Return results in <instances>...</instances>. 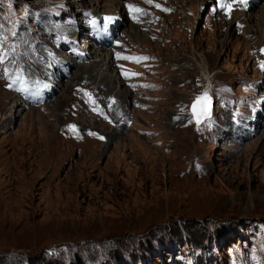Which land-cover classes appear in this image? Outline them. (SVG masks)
Segmentation results:
<instances>
[{
    "label": "rangeland",
    "instance_id": "rangeland-1",
    "mask_svg": "<svg viewBox=\"0 0 264 264\" xmlns=\"http://www.w3.org/2000/svg\"><path fill=\"white\" fill-rule=\"evenodd\" d=\"M61 1L0 0V28L48 44L55 25H84L93 14L75 5L64 14ZM133 1L159 19L146 12L123 29L142 35L98 53L129 58L112 60L110 94L83 77L71 83L81 76L74 67L56 96L30 107L21 95L37 86L18 83L14 59L1 64L0 94L25 109L0 133V264H264L263 29L249 33L242 19L264 16L263 0L245 12L233 9L238 0L228 11L209 0L193 13L189 0ZM183 45L199 61L197 86L175 68ZM116 92L128 95L121 114ZM205 94L197 123L193 104Z\"/></svg>",
    "mask_w": 264,
    "mask_h": 264
},
{
    "label": "bare ground",
    "instance_id": "bare-ground-1",
    "mask_svg": "<svg viewBox=\"0 0 264 264\" xmlns=\"http://www.w3.org/2000/svg\"><path fill=\"white\" fill-rule=\"evenodd\" d=\"M87 1L88 0H62L61 3L58 2L59 8L61 7L60 10L64 14L68 8L70 9L74 5L77 6V8L78 7L92 8L89 10H92L91 12L93 14L90 15L89 18L85 17V19H83L85 21L84 25L77 24L75 20H72L71 24L69 23V28L68 27L63 28L62 26L59 27L55 25L53 27L52 35L51 36L48 35L49 37H51V39L49 41L50 43L48 44L46 43L47 45L39 44L36 42L34 45H29V43L23 44L24 42L22 43V38L18 30H14L10 32L8 30H4L0 28V54H2V58H3V61H0V66L2 63L5 62V57L14 59L16 62L14 67L17 70L22 68V75L21 76L19 75L16 77V80L18 81V83L20 80H22V81H26V84L29 86H32V85L37 86L36 89L29 88L24 93H22L20 101L23 104L30 106V107L32 106L40 107L44 103H46L50 98L56 96L55 94L59 92L58 88L60 87L58 86V84L61 83L60 80L68 77L70 70L74 69V67H75L76 72L77 71L81 72V76L76 77L75 79L70 81L71 83L74 81H80L82 80V77H83V80H87L89 82L91 81L92 90L98 88V91L100 89L101 92L110 94L111 91L113 90L112 84L116 80L115 76L113 75V67H114L113 62L115 63V65H118L126 59L124 58L122 59V57H124L123 55L120 56V52H121L120 49H119L120 52L119 53L117 52V53L119 54V57H121V59H118V56H115V58L113 59L114 57L113 56L112 57L113 62H112V60L107 54L114 52L116 47H118V44L123 43L120 41H122V37L125 34L127 35V37L129 36V33L132 34V36H136V37H139L140 35H142L141 31H139L137 28L134 29L135 27H132V28L130 27L131 29L129 33L128 32L124 33V30L128 29L129 26H131L133 22L135 21L138 22V20L146 19L144 18L146 16V12L148 15L152 14L150 18L151 19L150 22H155L159 19V15L155 14L154 11L150 9H146V12L144 10L140 12H135V11L130 10L127 4L128 2H130V5H132L131 2L133 0H128L127 2L123 4L119 0H94V2H92L93 4H87ZM143 1L147 3V0H143ZM208 1L209 0H194L192 2L191 0H189L190 12L193 13V10L196 9L195 7L197 4L199 5L200 8L203 9L205 3H207ZM234 1L235 0H215V4H212L213 1L211 0V2L210 3L208 2V3L212 4L211 7L213 9L218 7L222 11H228L229 9L227 7H221V4L233 6ZM257 1L259 0H246L245 3H241L240 0H238L236 5L233 7V9H242L243 12H245L244 11L245 9H250L251 11L252 9H254L253 6L256 5L255 2ZM263 3H264V0H263ZM49 5L50 7L48 8L47 11H49V13L52 14L51 9L53 7L52 6L53 4L49 3ZM138 5L139 3H137L136 5H132V6L136 8V7H139ZM119 8H123V9L121 10ZM80 12H82L80 16L86 14V11H84L83 9H80ZM100 12H102V15H98L100 14ZM75 13L76 12H74V15L76 16ZM105 17H112V21L111 23L107 24V27H105V21H104ZM259 18L260 19H256V17L252 16L251 13L249 14L246 13L242 16L243 24H246L248 26L249 33H252L251 30L253 29L258 30L259 26L262 27L263 29L260 35V38H256V36L253 34V36L256 38V41H258V43L256 44L257 47H259L260 45H264V16L262 15V17H259ZM66 20H67V17H66ZM93 20L96 21V26H93L90 23V21H93ZM212 22H213V19H212ZM57 24L59 25L60 22ZM85 30L89 34L84 33ZM257 32H260V31H257ZM79 39L86 40V41L83 40L84 42L82 41V44H83L82 46L79 45L80 50L79 48H77V42ZM157 39L159 40V38ZM184 45L181 47L183 55L175 54L172 56L176 61L177 60L180 61V65L176 66L175 68L186 79H190L189 77H191L193 80V84L197 86L198 79H199L198 75H200L199 74L200 68L197 67L193 61L198 62V63L199 61L198 59H195L197 58V56H195V53H193L192 56L190 55L191 57H188L187 55L188 52H187L186 46ZM58 50L64 51L65 54L61 55L62 52H59ZM76 51H79L82 54ZM102 51L103 53H107V54H102L101 56L100 55L98 56V53ZM194 51H197L195 44H194ZM90 57H92V59L93 58L97 59L98 57H101V58L99 61L85 65L83 62L86 60H90ZM20 64H22L21 68H20ZM1 72L5 73V76H4L5 78L8 72L6 70H2ZM71 83L65 86L64 90L66 89L68 90V88L71 87ZM8 85H9L8 88H10L9 83ZM45 85H47V87H45ZM127 92H122V93L116 92L115 95H113L115 103L114 105L113 104L112 105L113 107L115 106V108H117L120 114L122 112L124 113L125 111L124 110L125 108L122 102L123 100H121V97H124L125 99L128 96ZM13 94H17V91H13ZM94 96L100 99L98 94H95ZM109 96L112 97V95H109ZM261 106L262 107L264 106V97L260 99L259 108H261ZM179 107H180L179 108L180 113H184L188 106L185 107L181 105ZM259 108L257 109V111L260 112ZM24 109H25L24 105H22L19 102V100L17 99L15 100V97H12L10 94L6 92L1 93L0 94V110H1L0 111V121H2V123L0 124V133L7 130L11 121L16 118L14 115L20 114ZM94 111H98V109L96 108L94 109ZM257 111L252 112L251 122L255 123L258 121L254 119ZM260 114L261 116H263L262 113ZM256 125L258 124L256 123Z\"/></svg>",
    "mask_w": 264,
    "mask_h": 264
},
{
    "label": "snow or ice",
    "instance_id": "snow-or-ice-1",
    "mask_svg": "<svg viewBox=\"0 0 264 264\" xmlns=\"http://www.w3.org/2000/svg\"><path fill=\"white\" fill-rule=\"evenodd\" d=\"M147 2L150 3L151 0H147ZM240 2H241V3H245L246 0H240ZM156 6L159 7V5H156ZM128 7H129L130 10L135 11V12H140V11H142V10L139 9V8H134L132 5H129ZM221 7H227L229 10L231 9V5L221 4ZM104 21H105V27H107V24H108V23H111V21H112V17H105V18H104ZM90 23H91L93 26H96V21H95V20L90 21ZM117 55H118V57H119V54H117ZM124 59H129V58H128V57H124ZM140 59H147V58H146V57H143V58H140ZM137 62H139V61L137 60ZM45 87H47V85H45ZM201 101H203V102H204V105H205L203 114H206V113H207V104H208V98H207V95H206V94H205L204 97H197V98H196V102L193 104V114H194V116L196 117V122H197V123L200 122V118H199V116H197V114H196V105H197L198 103H200ZM70 127H74V126H70ZM101 139H102V137H101Z\"/></svg>",
    "mask_w": 264,
    "mask_h": 264
}]
</instances>
